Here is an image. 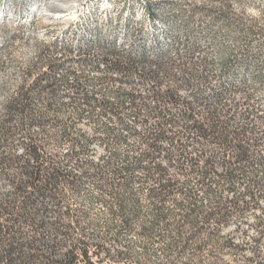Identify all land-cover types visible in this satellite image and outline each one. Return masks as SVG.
<instances>
[{"label":"trees","instance_id":"obj_1","mask_svg":"<svg viewBox=\"0 0 264 264\" xmlns=\"http://www.w3.org/2000/svg\"><path fill=\"white\" fill-rule=\"evenodd\" d=\"M147 16L160 22L149 8ZM58 49L88 52L56 41L21 68L12 88L0 83V264H202L206 253L216 260L207 264H229L223 255L241 254L245 245L224 230L262 194L253 177L248 201L228 195L258 162L247 147L258 142L255 127L221 119L238 107L229 98L236 92L213 84L205 65L198 72L191 49L133 54L102 43L109 74L96 82L115 90L99 99L71 73L55 76L61 64L48 53ZM61 85L78 121L101 111L92 135L60 120ZM95 141L108 152L96 162L81 157ZM93 206L100 218H91ZM254 228L256 245L264 213ZM259 257L254 249L243 264H264Z\"/></svg>","mask_w":264,"mask_h":264},{"label":"rangeland","instance_id":"obj_2","mask_svg":"<svg viewBox=\"0 0 264 264\" xmlns=\"http://www.w3.org/2000/svg\"><path fill=\"white\" fill-rule=\"evenodd\" d=\"M148 8L159 23L148 18ZM95 25L98 31H93ZM56 41L71 44L73 50L87 47L88 52L85 58L76 51L70 56L59 49L49 52L51 60L61 64L55 76L71 73L70 79L78 77L83 87L99 99H111L115 90L111 83L96 82L109 74L100 62L102 43L123 44L133 54L144 50L150 54L160 50L181 54L191 49L198 72L205 65V74L213 84L220 82L236 92L229 98L238 102V107L229 114L222 113L221 119L255 127L258 142L247 147L258 162L253 160L243 177L236 176L228 195L240 194L248 201L244 189L254 177L260 187L256 194L262 197L256 196L257 204L224 230L234 234L235 244L245 245L243 252L221 258L229 264H243L256 249L264 259V236L256 245L252 242L256 236L254 220L264 213V0H0V83L6 82L5 90L18 82L21 68ZM95 63L98 70H94ZM69 92L60 86V120L75 133L92 135L104 120L101 111L78 121L77 104L64 99ZM108 150L105 143L95 141L89 145L88 154L81 157L96 162ZM90 212L92 219L101 217L97 206ZM207 254L202 256V264L216 261Z\"/></svg>","mask_w":264,"mask_h":264}]
</instances>
